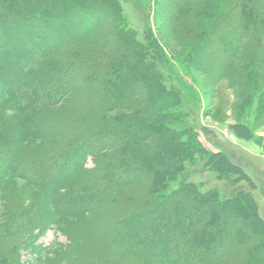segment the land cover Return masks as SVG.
I'll return each instance as SVG.
<instances>
[{
  "label": "trees",
  "instance_id": "16d2710c",
  "mask_svg": "<svg viewBox=\"0 0 264 264\" xmlns=\"http://www.w3.org/2000/svg\"><path fill=\"white\" fill-rule=\"evenodd\" d=\"M226 1L234 6L220 14V0H177L171 13L177 26L185 17L190 25L196 21L202 32L193 61L199 69L200 61H212L220 77L229 75L242 49L259 58L264 44V0ZM119 12L115 0H0V178L20 177L36 187L35 204L56 216H100L95 222L85 216L71 228L68 257L88 233L103 264H113L110 253L129 255L132 264H219L242 249L245 254L249 243L257 247L241 264H264L256 183L226 150L212 153L201 145L196 149L207 154L209 170L250 189L239 185L221 196L179 178L197 151L170 137L169 94ZM106 26L109 31H100ZM150 28L151 43L167 61ZM64 98L70 111L57 110ZM117 110L132 113L111 114ZM52 139L58 142L41 145ZM234 204L244 215L231 210ZM34 207L14 209L0 229L3 264H16L5 248L35 246L36 230L54 219Z\"/></svg>",
  "mask_w": 264,
  "mask_h": 264
},
{
  "label": "rangeland",
  "instance_id": "374dc122",
  "mask_svg": "<svg viewBox=\"0 0 264 264\" xmlns=\"http://www.w3.org/2000/svg\"><path fill=\"white\" fill-rule=\"evenodd\" d=\"M115 1L120 7L121 13L119 12V14L124 16L125 28L133 33L134 39L141 46L146 47L144 51L145 64L151 67L152 72L156 74L159 86L169 94V101L173 105V109L165 113L167 116L165 125L170 137L197 151L194 153L193 159L185 161V171H181L179 178L199 182L204 189L215 188L221 196L231 195L239 185L250 189L249 184L245 181L235 182L228 176L218 175L209 170L206 166V157L208 156H204L207 154L199 152L196 147L201 145L206 151L212 153H217L221 149L226 150L230 154L231 160L239 164L256 183L257 189L253 193L260 204L261 215L264 217V44L260 48L259 58L255 56V50L253 52L249 50L246 53L242 49L240 57L238 55L234 59V67L229 75L220 77L215 75L218 66L210 60L200 61L199 65L205 67H201V70L196 66L194 62L198 56L196 45L198 47L200 44L202 30L197 28L198 31H196V21H192L194 24L190 25L191 20L188 17H185L178 26L175 24L171 13L172 6L177 0ZM220 3L223 9L218 11L219 14L223 10H229L235 2L220 0ZM193 14L191 17L196 20V13ZM147 25L151 27L150 29L165 53L167 61L161 57L160 51L151 43L146 30ZM114 26L117 27L116 34L119 33L117 22ZM107 29L109 31L110 27L106 26L100 31ZM128 39L130 38L120 40L121 45H127ZM262 42L264 43V38ZM203 47L205 48V46ZM73 96H68L67 101ZM66 105L68 103L64 98L57 106V110L67 109L70 111ZM140 105L141 101L137 107ZM124 111L117 110L111 114L126 113V115H130L132 113ZM86 113L92 114L90 110ZM40 142L43 146H50L58 141L52 139ZM93 164L90 157L88 165L93 166ZM34 177L38 179L36 175ZM0 181L2 183L0 185L1 230L10 218L8 215L11 216L14 209L19 207L31 208L35 206V214L43 215L50 212L53 214L49 207L41 208L35 204L40 200L41 195L36 187L30 186L25 180L5 175L0 178ZM170 185L174 187L176 183L172 182ZM135 191L134 187L127 188L128 194L133 195L136 193ZM231 210L239 211L238 213L244 215L242 209L238 208L236 204L231 206ZM53 216L54 219L47 227L43 230H36L35 246L22 245L14 253H9L10 249L5 248V255L10 260L14 259L16 264H103L104 256L102 260L101 256L97 254L98 248H94L95 245L88 233L83 235L84 238H80L79 249L71 254L75 257H68L63 253L71 242L69 236L73 231L71 228H76L85 216L95 222L100 217L98 214L64 217L53 214ZM245 219L248 220V217L246 216ZM240 227L244 229L245 226ZM119 238L121 243L125 244L129 237L126 235ZM11 239L15 240L16 236ZM102 243L99 242V247L104 248ZM255 245L249 243L245 246L247 249L245 254L242 253V249L224 258L219 264H241L245 257L248 258L246 256V254L249 255L248 251L256 249ZM259 251L258 254L263 260L264 245ZM109 257L110 263L113 264L133 263L129 255L124 253L115 255L110 253ZM0 264H3L1 258Z\"/></svg>",
  "mask_w": 264,
  "mask_h": 264
}]
</instances>
